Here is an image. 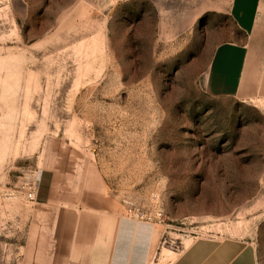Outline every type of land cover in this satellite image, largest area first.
I'll return each mask as SVG.
<instances>
[{
	"label": "rangeland",
	"instance_id": "obj_1",
	"mask_svg": "<svg viewBox=\"0 0 264 264\" xmlns=\"http://www.w3.org/2000/svg\"><path fill=\"white\" fill-rule=\"evenodd\" d=\"M231 1L0 0V264H63L61 211L156 225L157 264L191 237L264 264V99L206 82Z\"/></svg>",
	"mask_w": 264,
	"mask_h": 264
},
{
	"label": "crops",
	"instance_id": "obj_2",
	"mask_svg": "<svg viewBox=\"0 0 264 264\" xmlns=\"http://www.w3.org/2000/svg\"><path fill=\"white\" fill-rule=\"evenodd\" d=\"M230 15L243 39L214 48L208 88L243 101L264 99V0H232ZM47 220L54 225L57 259L63 264H157L166 239L156 225L127 217L93 224L88 217L61 211ZM165 264L258 263L254 248L242 240L191 237Z\"/></svg>",
	"mask_w": 264,
	"mask_h": 264
},
{
	"label": "built area",
	"instance_id": "obj_3",
	"mask_svg": "<svg viewBox=\"0 0 264 264\" xmlns=\"http://www.w3.org/2000/svg\"><path fill=\"white\" fill-rule=\"evenodd\" d=\"M28 198L33 199V195L29 193L28 194ZM135 216H136V218L138 217L137 219H140V220H144L145 219L144 214H140V215L135 214ZM157 217H160V214L159 213L157 214Z\"/></svg>",
	"mask_w": 264,
	"mask_h": 264
}]
</instances>
